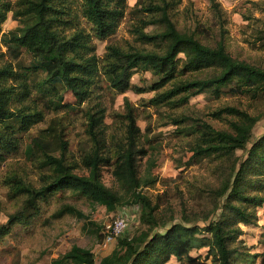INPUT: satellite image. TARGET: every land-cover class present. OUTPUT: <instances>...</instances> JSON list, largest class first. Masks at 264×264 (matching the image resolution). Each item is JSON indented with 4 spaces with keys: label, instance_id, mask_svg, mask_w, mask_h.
I'll return each mask as SVG.
<instances>
[{
    "label": "trees",
    "instance_id": "16d2710c",
    "mask_svg": "<svg viewBox=\"0 0 264 264\" xmlns=\"http://www.w3.org/2000/svg\"><path fill=\"white\" fill-rule=\"evenodd\" d=\"M178 2H139L143 10L157 12L163 24L164 29L153 34L141 27L136 29L143 42L152 43L154 48L125 50L109 44L98 58L92 37L105 38L115 31L124 16L125 0H0V45L9 49L14 44L33 55L31 65L16 68L2 59L4 51H0V165L24 151L35 153L46 169L37 186L14 174L7 175L12 194L22 199L0 223V239L16 227L28 230L51 217H86L75 205L62 202L65 198L116 210L124 205L126 197L124 201L139 205L140 225L117 236L109 253L96 261L89 247L72 244L50 264H167L171 257L198 264H208L209 258L211 264H264V249L251 252L242 237V225L257 224L258 208L264 206V132L253 138L256 115L226 105L212 114L229 115L227 129L216 128L205 120L188 125L187 133L193 135L189 158L208 159L219 182L207 191L201 189L209 202L208 212L193 218L184 213L179 219L165 218L158 213V205L140 190L141 186L153 185L156 178L151 168L142 176L138 173L137 159L147 151L140 144L135 108L124 97V111L112 115L122 126L123 135L121 142L113 144L107 142L104 129L105 108L92 102L93 88L102 76L119 93L147 90L131 83L138 70L157 77L148 88L156 91L148 99L151 105L182 106L191 96L207 90L215 96L225 92L255 96L264 93V67L235 59L223 41L210 46L176 29L167 10ZM9 12L21 25L3 32L2 24ZM205 69L212 73L191 76ZM36 72L43 75L32 78ZM63 90L73 94L74 104L63 100ZM84 102L85 106L79 107ZM58 110L85 117V132L92 144L81 157L84 174L75 172L78 165L67 161L66 141L60 131L47 128L59 144V155L48 149L51 143L40 135L24 143V133L45 120L49 111ZM174 122L179 124L183 119ZM102 165L110 167L120 192L104 185L100 178ZM57 203H61L59 208L48 214L47 208ZM259 241L264 245V228ZM203 248V258L201 253H192Z\"/></svg>",
    "mask_w": 264,
    "mask_h": 264
},
{
    "label": "rangeland",
    "instance_id": "374dc122",
    "mask_svg": "<svg viewBox=\"0 0 264 264\" xmlns=\"http://www.w3.org/2000/svg\"><path fill=\"white\" fill-rule=\"evenodd\" d=\"M125 1L124 16L115 31L105 38L92 37L98 58L103 56L109 44L125 50L154 48L152 43L143 42L136 29L141 27L148 34L164 29L162 22L158 21L160 17L157 12L141 8L142 4L139 2L143 0ZM167 11L180 32L192 34L200 42L210 46L223 41L226 50L235 59L264 67L262 39L264 0H180ZM19 25L20 20L9 12L2 24V31L8 32ZM0 49L4 51L2 59L11 62L16 68L33 63V55L24 48L10 44L9 49L3 45H0ZM209 73H212V70L205 69L194 72L191 76H205ZM41 75H43L41 72H36L32 74V78ZM156 79L151 72L138 70L132 75L131 83L146 87L147 90L136 92L128 89L119 93L112 90L106 78L102 76L99 84L93 88L92 102L99 103L105 108L103 121L107 142L114 144L121 142L123 135L122 129L119 128L122 126L113 120L112 115L124 111V97H127L135 108L136 123L140 128V144L147 151L146 155L137 159L139 176L151 168L152 177L156 178L153 185L141 186L140 190L158 205V213L165 218L175 216L179 219L183 213L193 218L197 214L209 211L205 191L208 187L218 184L219 180L216 174H213L212 164L208 159L197 161L195 158H189L193 135L187 133L188 125L197 120H205L216 128L227 129L231 117L227 114H222L221 117L214 116L212 113L226 105H233L258 117L253 129L255 138L264 132V93L255 96L252 93L225 92L215 96L207 90L191 96L188 103L182 106L151 105L148 99L156 91L148 88ZM63 100L71 104L76 102L69 90H63ZM84 106L85 102L79 105ZM174 119H183V122L176 124ZM49 127L55 129V132L60 131L62 139L66 141L64 155L67 161L78 165L74 171L79 174L86 173L80 166V161L82 155L89 150L92 141L85 132V117L66 110L49 111L45 120L36 123L23 134L24 143L27 144L32 137L40 135L51 143L48 149L59 155V144L51 135L53 131H48ZM37 159L35 153L23 151L0 165V209L3 208L0 210V223L6 221L7 213L15 210L22 199L20 195L12 194L10 182L5 180L7 175L14 174L17 179L27 184L39 185L46 169ZM100 178L108 188L118 192L122 190L109 166H101ZM201 189L205 190L203 195ZM125 198L124 205L117 207L116 210H108L104 205L85 200L65 198L62 202L75 205L86 217L78 218L64 214L46 219V222L39 221L28 230L16 227L11 234L0 239V264H50L52 258L64 253L72 244L89 247L98 261L116 244V239L111 243L104 242L105 225L116 215L124 212L129 217L124 232H132L140 225L139 205L127 202L129 199L124 201ZM60 204H52L46 211L50 214L59 208ZM258 217L257 224L242 225L244 229L242 237L251 252H260L264 249L263 243L259 241L260 232L264 228V206L258 208ZM192 253L194 255L201 253L203 258L205 248L192 250ZM206 261L211 264V258ZM167 264L198 263H187L171 257Z\"/></svg>",
    "mask_w": 264,
    "mask_h": 264
},
{
    "label": "built area",
    "instance_id": "2783aa9c",
    "mask_svg": "<svg viewBox=\"0 0 264 264\" xmlns=\"http://www.w3.org/2000/svg\"><path fill=\"white\" fill-rule=\"evenodd\" d=\"M129 217L126 213L116 215L109 223L105 225L104 242L111 243L117 236L122 234L127 228Z\"/></svg>",
    "mask_w": 264,
    "mask_h": 264
}]
</instances>
